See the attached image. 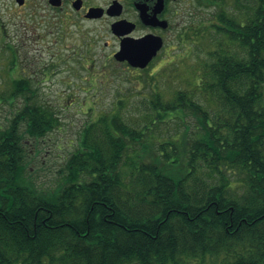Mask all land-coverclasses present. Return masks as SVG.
<instances>
[{"label":"trees","instance_id":"trees-1","mask_svg":"<svg viewBox=\"0 0 264 264\" xmlns=\"http://www.w3.org/2000/svg\"><path fill=\"white\" fill-rule=\"evenodd\" d=\"M198 2L212 20L185 41L207 33L210 49L168 97L176 75L131 69L154 85L142 121L122 99L87 121L51 189L27 178L23 140L58 115L12 80L23 102L0 130V264H264V0Z\"/></svg>","mask_w":264,"mask_h":264},{"label":"rangeland","instance_id":"rangeland-1","mask_svg":"<svg viewBox=\"0 0 264 264\" xmlns=\"http://www.w3.org/2000/svg\"><path fill=\"white\" fill-rule=\"evenodd\" d=\"M187 7L188 17L184 26L188 29L180 43L159 56V65L137 70V75L143 77L163 68L176 75L177 80L162 82L165 97L170 96L171 87L183 83L182 80L191 71L190 67L197 65L212 43L207 33L196 37L193 45L185 40L193 38V31L202 23L212 20L214 7L200 4L197 0ZM23 10L26 12L28 8ZM11 11L10 2L0 1V130L8 125L23 102L22 94L11 96L12 80L28 78L36 87L38 100L50 105L60 122L41 138L26 137L23 140L30 170L26 172L27 178L41 189H51L62 181L61 170L66 157L76 148L84 124L101 111L109 110L118 99L123 100L121 107L128 117L142 121L154 85L148 81L138 84L136 73L130 74L133 70L106 60L113 50L106 32L105 37L92 43L87 52L84 45L86 39H81L79 31L73 29L75 26H70L71 33L66 37L38 36L41 28H38L37 34L25 36L21 28L32 24V20L12 18L9 15ZM96 27L98 29L96 23H85L81 29L90 34ZM106 40L110 46L105 48L103 43ZM74 49L80 52L75 54ZM86 55L90 56L88 62H80ZM169 129H173V125Z\"/></svg>","mask_w":264,"mask_h":264},{"label":"flooded vegetation","instance_id":"flooded-vegetation-1","mask_svg":"<svg viewBox=\"0 0 264 264\" xmlns=\"http://www.w3.org/2000/svg\"><path fill=\"white\" fill-rule=\"evenodd\" d=\"M8 1L13 7L9 14L12 18L29 19L32 24L23 25V34L29 33L66 37L71 33L70 26L85 38V47L89 51L91 44L102 37H110L113 44L111 54L106 58L118 67L142 70L132 66L126 59L119 60L115 54L122 44L136 43L143 40V49L151 50L162 43L156 54L145 68L159 65V56L165 50H171L179 44L182 35L188 29L184 26L188 17L187 6L195 0H0ZM198 1V0H197ZM185 3V5H183ZM28 8L25 12L23 9ZM85 23H96L90 33L82 31ZM101 28V29H100ZM73 31V30H72ZM106 32V34H105ZM104 47L110 42L104 41ZM75 54L80 51L74 49ZM90 56H85L82 63H87ZM20 63V62H19Z\"/></svg>","mask_w":264,"mask_h":264},{"label":"water","instance_id":"water-1","mask_svg":"<svg viewBox=\"0 0 264 264\" xmlns=\"http://www.w3.org/2000/svg\"><path fill=\"white\" fill-rule=\"evenodd\" d=\"M143 40L136 43L122 44L121 49L115 54L119 60L126 59L132 66L144 68L156 51L161 47L162 43H158L151 50L143 49Z\"/></svg>","mask_w":264,"mask_h":264}]
</instances>
